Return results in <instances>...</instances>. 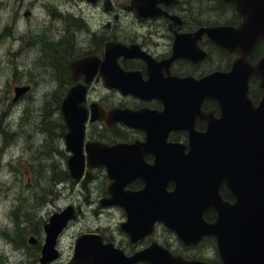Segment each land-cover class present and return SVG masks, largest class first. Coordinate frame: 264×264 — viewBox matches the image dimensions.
I'll list each match as a JSON object with an SVG mask.
<instances>
[{"label": "water", "instance_id": "water-1", "mask_svg": "<svg viewBox=\"0 0 264 264\" xmlns=\"http://www.w3.org/2000/svg\"><path fill=\"white\" fill-rule=\"evenodd\" d=\"M158 1L129 2L144 15L152 13ZM225 1L234 2L242 20L236 25L204 26L195 35L205 30L214 42L231 53L237 50L238 55L228 69L213 70L200 79H184V85L195 88L200 99H216L220 114L216 116L211 111L204 115L206 125L202 131L195 130L192 125L172 124L168 127H186L189 130L188 150L181 142L154 141L149 149L155 152V161L149 167L156 171L168 168L169 173L143 172L146 185L137 191H127L122 188L126 178H120L124 168L120 162L126 159L138 162L142 143L119 142L98 146L93 141L91 150L95 146L97 152L93 157L99 156L98 159L108 168V176L117 178L108 184V190L112 195H121L129 201L126 204L129 230L145 226V231L140 233L145 234L153 228L156 220H160L173 229L185 244L196 243L206 235L214 236L222 264H264V52L255 61L249 58L255 44L264 40V0ZM104 6L111 8L112 1L104 0ZM175 45L177 48L188 47L184 37L180 36L176 37ZM252 76L259 78L261 96L258 101L249 95ZM75 86L85 90L79 83L70 86L62 99L61 108L67 127L65 145L71 151L67 157L68 176L77 179L83 175L86 116L84 111L81 113V105L77 104ZM28 88L29 85L15 86L14 97ZM79 99L82 100V95ZM141 111L112 110L122 112L131 125H138L132 117L138 119ZM147 114L154 119L159 116L157 113ZM151 129L155 133L157 125ZM147 137L150 140L152 133L148 132ZM132 167L127 177L139 174L136 168L140 165L134 163ZM85 176L82 187L87 189L85 182L90 174L86 172ZM171 177L175 185L172 190H166L163 184L166 178ZM222 184L233 196L232 199L223 197ZM210 207L215 210L216 216L207 221L203 213ZM72 210L73 206L67 205L54 211L44 224L45 238L39 257L41 264L57 256L56 238L74 215ZM136 239L132 237L133 241ZM137 261H148L150 264H209L199 258L173 254L169 248L156 242L127 254L112 242H102L97 233L91 232L78 235L74 254L66 264H134Z\"/></svg>", "mask_w": 264, "mask_h": 264}, {"label": "flooded vegetation", "instance_id": "flooded-vegetation-1", "mask_svg": "<svg viewBox=\"0 0 264 264\" xmlns=\"http://www.w3.org/2000/svg\"><path fill=\"white\" fill-rule=\"evenodd\" d=\"M88 1L102 2L101 14L104 15L102 29L96 26L95 16L91 21L80 16L82 21H78V27L81 32L85 30L82 35L80 34L85 40L84 46H71L67 54H60L54 61V72L59 77L56 104L58 116L62 122L57 151L63 156L60 160L61 169L67 175V157L71 151L65 145L64 134L67 127L61 103L70 86L79 83L85 89L81 91L75 86L77 104L81 105V113L84 111L86 116L83 133V175L77 179L68 177L73 183V190L75 185L79 184L82 197L71 196L64 204V206H73L74 215L68 219L57 235L58 256L45 264H65L74 254L76 239L81 232L97 233L102 242H112L127 254L156 242L168 247L173 254H181L186 258H199L209 264H214L213 259L204 252L190 254L182 251L183 248L189 249L195 246L199 248L203 246L200 249L207 250V244L203 245V243L208 239L214 240L211 235L204 236L193 244H184L177 236L178 241H174L178 244V248H173L167 236V232H172V229L167 228L161 221L156 220L153 228L145 234H140L145 231V226H139L135 231L129 230L127 224L129 214L126 208L129 201L121 195H112L108 190V184L117 178L108 176V168L101 159H98L99 156L93 157L97 151L95 146L91 150V142H97L98 146L113 145L119 142L142 143L140 146L142 152L138 162L131 159L120 162L124 166L123 175L120 178H126L122 186L124 190L137 191L143 188L146 185L143 172H158L162 175L169 173L168 168H160L156 171L149 167L155 161V152L149 149L154 141L181 142L185 144V150H188L189 130L186 127H168L172 124L192 125L195 130L202 131L206 125L203 116L211 111L216 115L219 114L216 99L212 97L200 99L195 88L184 85V79H200L213 70L227 69L233 57L237 55V50L230 53L226 48L214 42L205 30L195 35L201 27L221 23L215 20L210 23L209 19L206 22L204 0H200L202 5L192 7L183 0H160L152 9V13L144 15L130 4V0L122 8L117 7L113 0H111L113 4L111 8H105L104 0ZM231 10L235 17L230 22L224 23L236 25L242 18L235 10L234 3ZM127 17H131L134 24L146 30L143 32L136 30L126 35L122 31H113L110 34L109 30L112 26L118 25L122 19ZM177 36L184 37L188 47L177 48L175 45ZM223 52L228 53L229 58L231 54L230 63ZM222 59L224 63L221 62ZM225 64L228 66H224ZM80 95H82V100L79 99ZM115 109L142 110L138 119L132 117L133 122L138 125H131L122 112H112ZM147 113L159 114L158 119L152 118ZM155 125L157 129L154 133L151 127ZM148 132L152 133L150 140L147 137ZM146 141L148 144H144ZM90 150L91 156L88 157ZM118 163L119 160L117 165ZM134 163L140 165L136 168L139 174L127 177ZM86 172L90 174L85 182L87 189L81 187ZM163 185L166 190H172L175 180L172 177L166 178ZM115 208L121 211V216L116 223L119 232L113 231L109 224L101 223L100 220L103 213L110 214V211ZM210 210L212 209L204 213L207 220H213L215 216L214 211L207 213ZM88 212L96 215L98 223L89 225L85 230L76 234L72 251L62 258L60 246L63 233L78 218L86 217ZM164 231L166 232L165 239H161L160 236ZM31 235L34 236L32 243L34 242L33 244L41 251L44 238H37L35 234ZM132 237L138 239L133 241ZM134 264L150 263L137 261Z\"/></svg>", "mask_w": 264, "mask_h": 264}, {"label": "rangeland", "instance_id": "rangeland-1", "mask_svg": "<svg viewBox=\"0 0 264 264\" xmlns=\"http://www.w3.org/2000/svg\"><path fill=\"white\" fill-rule=\"evenodd\" d=\"M113 1L122 8L128 0ZM204 5L210 23L222 24L235 17L233 10L213 0H204ZM102 7V2L88 0H0V264H40V250L29 242L30 235L44 238L41 226L49 214L71 196L82 197L79 184L73 190L68 176L58 174L63 156L57 151L61 130L57 127L59 77L54 61L71 46H84L80 16L88 21L95 16L96 26L102 29ZM136 30L146 29L127 17L109 32L126 35ZM18 85L29 88L14 97ZM87 214L63 233L62 258L72 251L76 234L98 223L96 215ZM120 216V209L115 208L110 214L103 213L100 220L119 232L116 223ZM165 236L164 231L160 238ZM167 236L170 246L178 248L176 233L168 231ZM205 244L207 250L195 246L182 251L204 252L216 264L215 242L209 239Z\"/></svg>", "mask_w": 264, "mask_h": 264}, {"label": "trees", "instance_id": "trees-1", "mask_svg": "<svg viewBox=\"0 0 264 264\" xmlns=\"http://www.w3.org/2000/svg\"><path fill=\"white\" fill-rule=\"evenodd\" d=\"M213 1L217 2L219 5H222L223 7H226L228 9L233 8V3H231V2H225L223 0H213ZM183 2H185L187 5L200 4V0H183ZM207 21H208V18H206V22ZM230 21H231V19L228 20V22H230ZM263 52H264V40H259L255 44L253 49L251 50V53H250L251 60L252 61L256 60ZM223 54H225L227 56V59L229 62V59H231V54H230V58L228 57V55H229L228 53L226 54L225 52H223ZM224 66H228V64H225ZM258 81H259V79L257 76H252L250 78L249 95L251 96V98L254 101H258V99L261 96V88L258 86ZM57 94H58V92L56 93V95ZM56 99H57V97L55 98V107L57 108ZM57 119H58L57 127L60 129V127H62V122H61V119L59 117H57ZM58 174L61 175L60 177H64L67 175V173L62 169L59 170ZM221 191H222L224 197L231 198V194L226 190L224 185L222 186ZM211 211H213V210H210L207 213L209 214V213H211ZM212 242L214 244L215 241H212ZM216 264H221V261L219 258H218V262Z\"/></svg>", "mask_w": 264, "mask_h": 264}]
</instances>
